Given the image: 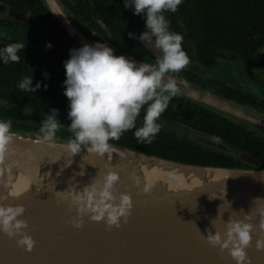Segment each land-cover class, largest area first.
<instances>
[{
  "label": "water",
  "instance_id": "95a60500",
  "mask_svg": "<svg viewBox=\"0 0 264 264\" xmlns=\"http://www.w3.org/2000/svg\"><path fill=\"white\" fill-rule=\"evenodd\" d=\"M43 2L75 44L81 47L96 43L71 21L59 0ZM0 12L4 20L23 22L63 39L55 29L12 6L0 4ZM188 66L204 72L197 63ZM177 85V95L264 134V116L195 85L180 81ZM0 102L14 106L1 98ZM164 126L190 135L183 127ZM11 132L13 140L0 158V164L22 176L27 185L4 196V190L13 185L15 174L1 171L0 197L3 199L0 204L24 207V213L18 217L27 223L22 233L31 236L35 243L27 250L26 246L18 245L19 234L9 237L0 231V264H236L227 249L213 246L206 238L209 232L223 235L230 218L253 225L252 240L245 249L248 264H264V250L256 246L257 240H264L261 227L264 224V166L250 154L242 151L239 156L251 167L198 165L109 142L110 150L125 153L147 165L160 164L181 173L189 169L194 173L226 172L198 184L186 183L171 189L162 181L156 185L140 183L136 166L117 153L101 156L82 146L79 153L72 154L67 148L69 140L54 138L50 146L38 142V133ZM192 137L207 146L231 152L215 139L199 134ZM109 170L119 176L114 185L116 202L120 193L131 196L130 215L121 218L119 227L109 226L104 220L93 221L87 214L78 216L77 206L67 197L71 189L82 191L101 180V174ZM144 188L149 191H143ZM77 220L81 222L79 228L75 227Z\"/></svg>",
  "mask_w": 264,
  "mask_h": 264
},
{
  "label": "trees",
  "instance_id": "16d2710c",
  "mask_svg": "<svg viewBox=\"0 0 264 264\" xmlns=\"http://www.w3.org/2000/svg\"><path fill=\"white\" fill-rule=\"evenodd\" d=\"M1 3L31 16L40 24L58 31L62 38L37 30L18 21L0 19V38L5 42L35 44L25 47L18 55L19 63H0V98L14 106L0 102V120L12 122L11 131L39 133L41 121L51 109L58 110L61 127L55 138L70 140L73 133L68 129L69 101L64 95V61L69 50L79 48L59 26L48 11L43 0H0ZM71 21L87 37L95 42L106 43L118 53L133 57L144 63L154 64L156 58L138 39H130L134 33L135 21L145 25L141 15H134L131 7H124V0H59ZM170 30L183 36L182 47L189 62L197 63L202 69L212 70L223 62L240 58L247 63H258L261 47L264 45V0H183L176 12H166ZM51 43L60 48L53 49L36 44ZM5 44V43H4ZM123 53V54H121ZM44 73H47L45 78ZM33 76V85L41 82L34 92L21 91L17 85L25 76ZM177 81L188 82L199 88L244 106L264 116V111L244 98L232 93L214 91L200 82V75L185 68L172 73ZM45 85L47 87L45 88ZM258 109H257V108ZM34 111L41 112L36 114ZM263 111V114L261 111ZM144 110L136 120V127L143 124ZM158 123L161 129L151 143L138 142L135 129L123 133L110 143L122 145L177 161L222 167H251L239 158L246 152L264 166V134L234 119L185 99L173 97ZM183 127L191 134L211 137L232 149L234 154L207 146L188 135L178 133L164 126Z\"/></svg>",
  "mask_w": 264,
  "mask_h": 264
},
{
  "label": "clouds",
  "instance_id": "9594fccd",
  "mask_svg": "<svg viewBox=\"0 0 264 264\" xmlns=\"http://www.w3.org/2000/svg\"><path fill=\"white\" fill-rule=\"evenodd\" d=\"M183 0H124V7L133 9L134 15H141L146 30L139 37L129 32L130 39H138L145 47H154L160 55L154 64L140 62L124 55H115L114 49L106 43L84 44L69 50L64 61V95L69 101L68 129L73 138L67 143L72 154L79 153L82 146L98 155L109 152L110 140L132 129L138 142L151 143L161 129L158 123L173 97L179 93L177 81L172 73H180L189 64V57L182 47L183 36L170 30L166 12H176ZM51 43L46 47L51 48ZM25 44L13 42L0 48V63H19L18 53ZM47 73H44L47 78ZM17 87L21 91L36 92L41 87L33 76L23 77ZM47 85H45V88ZM144 110L143 124L136 127L137 117ZM58 110L53 108L41 121L40 143L51 146L56 132L61 127L57 118ZM12 122L0 120V158L8 151L13 140ZM102 179L86 186L82 191L75 188L67 197L77 206L78 216L89 215L96 222L104 220L109 226L119 227L121 218H127L132 208L131 196L120 193L119 202L114 194V185L119 180L115 171L101 174ZM143 191H149L144 188ZM3 199V197H0ZM23 206L0 204V231L13 237L17 234L18 245L31 250L34 240L23 234L26 221L18 219L24 213ZM247 220V217H245ZM226 231L209 232L207 240L221 250L227 249L236 264H248L245 249L249 246L253 225L244 220L229 219ZM75 227H81L76 221ZM264 228V224L261 225ZM258 249L264 250V240H257Z\"/></svg>",
  "mask_w": 264,
  "mask_h": 264
},
{
  "label": "flooded vegetation",
  "instance_id": "af4514ba",
  "mask_svg": "<svg viewBox=\"0 0 264 264\" xmlns=\"http://www.w3.org/2000/svg\"><path fill=\"white\" fill-rule=\"evenodd\" d=\"M0 4H4V3L0 2ZM0 19H3L1 12H0ZM5 39H6V37H4V36L0 38V48L11 43L8 41L5 42ZM40 45L46 46L45 43H39V44H36L37 48ZM51 45H52L51 48H53V49L60 48L59 45H53V44H51ZM30 46L35 47V44H26L27 48ZM263 50H264V45H263V47H261L260 54H259L260 57L258 59V63H256V64L247 63V62L241 60L240 58L236 57V58H234L228 62H223L220 65H218L217 67L212 69V70H214L217 68V71H218V69L220 67H222V65L228 64L229 65L228 67L230 68L229 71H231V73L233 74L232 78L229 80L217 79L215 76L208 74L209 71H212L211 69L210 70L203 69L204 72L199 73V72L194 71L188 65L186 66V68L189 69L190 71L194 72V73H198L200 75V77H199L200 82H203L206 86H209L210 89H212L214 91L217 90L220 93H226V94L232 93L236 97L246 99L247 101H249L250 103L254 104L255 106H257L258 108H260L264 111V55H263ZM190 64H193V63L189 62V65ZM218 77H221V76L219 75ZM186 83H188V82H186ZM254 90L256 92H253ZM262 110H260V111L263 114ZM190 132H189L190 135H188V136L192 137L193 134H191ZM208 138H211V137H208ZM212 139H214V138H212ZM218 142H220V141H218ZM228 153H231L232 155L234 154L232 149H231V152H228ZM239 155H240V153H239ZM239 158H240V156H239ZM243 162H245V161H243Z\"/></svg>",
  "mask_w": 264,
  "mask_h": 264
},
{
  "label": "bare ground",
  "instance_id": "6f19581e",
  "mask_svg": "<svg viewBox=\"0 0 264 264\" xmlns=\"http://www.w3.org/2000/svg\"><path fill=\"white\" fill-rule=\"evenodd\" d=\"M73 31V29H71ZM117 153L120 157L124 158L125 161L131 162L136 166L138 180L140 183L145 185H152L160 183V181L165 182L169 188L175 189L180 186H184L186 183L198 184L204 180L214 179L215 177L223 176L225 171H210L206 170L201 173H194L191 169L187 170L184 173L177 171L174 168H168L160 164H150L147 165L140 160H134L131 157L125 155V153L119 152L115 149L109 150L107 154ZM3 171L4 174L12 173L15 174L14 183L11 187L4 190L2 193L4 196L10 195L12 190L21 191L25 189L27 183L24 178L12 171H9L4 166L0 164V173Z\"/></svg>",
  "mask_w": 264,
  "mask_h": 264
},
{
  "label": "rangeland",
  "instance_id": "374dc122",
  "mask_svg": "<svg viewBox=\"0 0 264 264\" xmlns=\"http://www.w3.org/2000/svg\"><path fill=\"white\" fill-rule=\"evenodd\" d=\"M134 27H135V31H136V33L138 34V36H139L142 32H144V31L146 30L145 25L141 24L138 20L135 21ZM109 47H110V46H109ZM112 48H113V47H112ZM113 49H114V53H118L117 50H116L115 48H113ZM147 49H148V51L151 53V55L154 56V58H157V57L160 55L159 50L156 49V48L154 47V44H153L152 47H147ZM121 54H123V53H121ZM118 55H120V54H118ZM123 55H124V54H123ZM263 55H264V50H263ZM127 57H128V56H127ZM129 58L134 59L135 61H137V63L142 62V61H140V60H138V59H135V58H133V57H129ZM228 66H229L228 64H224V65H222V67H220V68L218 69V71H217V68H216V69H214V70H212V71H209L208 74H211V75L215 76L217 79H225V80H229V79L232 78V75H233V74L231 73V71H229L230 68H229ZM219 75H220L221 77H218ZM253 92H256V91L254 90Z\"/></svg>",
  "mask_w": 264,
  "mask_h": 264
}]
</instances>
